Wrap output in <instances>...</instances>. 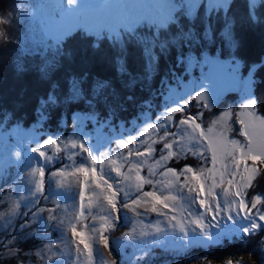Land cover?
Segmentation results:
<instances>
[{
    "label": "snow or ice",
    "instance_id": "snow-or-ice-1",
    "mask_svg": "<svg viewBox=\"0 0 264 264\" xmlns=\"http://www.w3.org/2000/svg\"><path fill=\"white\" fill-rule=\"evenodd\" d=\"M247 7L249 23L254 26L264 23V16L259 11L264 8V0H248ZM15 8L21 16L34 15L23 0H17ZM201 8L207 23L202 31H198L195 24ZM230 10V0H158L152 4H111L108 0L93 4L88 0H61L58 10L45 22L48 52L38 69L41 79L48 80L61 59L72 58L73 52L65 45L80 35L81 39L91 41L94 53L100 51L105 41L118 52L114 57L117 71L129 77L122 85L129 90H134L138 83L127 70L130 44L141 48L145 57L146 80L152 79L158 71L160 55L182 44L177 48L178 64L189 68L203 65L210 70L224 64L227 71L243 84L245 94L238 110H224L222 115L204 127L202 110L211 106L205 80L200 81V88L204 90L197 91L195 97L200 101V109L195 113L188 111L196 107L188 97H179L170 89L173 103L161 114L160 119L164 123H147L139 131V136L147 139L140 140V146L135 151L130 148V145L138 143L135 135L118 139L115 141L116 149L109 148V151L98 154H94L86 142L75 139L62 144L59 138L48 137L32 147L30 151L38 157L35 166L26 170L32 203L20 212V202H12L10 197L0 194V259L13 260L16 264H33L31 258L35 256L44 264H51L56 255L52 248L65 243L64 239H48L49 229L55 227L61 233L70 232L76 264L81 257L86 264H96L98 246L102 243L103 247L111 250L109 233L117 229L122 219H130L121 215L126 210L137 218L147 213L164 217L163 222L145 225L153 231H142L140 235H167L171 230V233L180 234L184 249L221 246L225 240L229 243L239 240L243 244L245 239L259 236V259L264 264V235H261L264 232V192L250 195L253 188H259L264 182V114L259 110V98L255 93L256 85L261 81L251 70L246 76L238 75L243 64L236 55L241 41L236 35V18L228 15ZM16 12H11L8 17H14ZM214 16L222 22L221 35L229 50L227 61L222 59V52L218 56L203 48L199 52L195 50L202 41L207 44L214 42ZM8 17L0 16V25H13V19ZM184 21L190 26L185 27ZM6 37L13 42L14 38L7 33V29L0 31V39ZM259 64L264 68V60ZM14 71L23 75L24 64L15 61ZM86 82V74L71 78L67 94L62 99L50 86L47 95L37 101L36 122L43 125L50 120L49 109H55L61 103L72 105L84 102L90 109H96L99 105H106L109 96L116 95V87L111 81L96 78L87 90ZM126 98L131 100L132 96ZM99 116L98 111H92L81 118L98 120ZM4 119L10 117L5 116ZM2 123L3 120H0ZM234 123L239 125L238 130L234 129ZM173 124L188 130L187 140L183 136L176 139V134L169 130ZM233 131H237L243 140L232 138ZM158 143L162 144L159 155L155 147ZM69 145L71 149L78 150L76 153L69 151L67 155L72 164H62L59 170L50 173L46 171L48 165L61 160V154ZM120 149L127 152L123 153ZM112 152L114 155H110ZM21 155L20 151H15V160L19 161ZM77 155L82 158L79 163L75 159ZM189 156L196 158L199 164L185 163L179 169L169 166L173 160L179 162ZM106 165L110 172L115 173L117 180H111L105 172ZM145 166L148 172L142 175ZM6 174L0 172V179ZM48 184L64 190L77 188L78 206L73 204L69 213L68 205L62 206L59 200L53 199L51 207H37L41 205L40 197L45 202L49 200L46 194ZM145 185L151 186L152 190H145ZM184 192L186 197L177 195ZM193 205L198 211L193 210ZM94 210H100L102 214L97 217L93 214ZM45 211L48 215L43 218ZM218 215L221 219L226 217L236 227L213 232V225L205 223V220L211 217V220L217 221ZM89 219L91 224L87 222ZM18 220L21 222L17 223ZM165 222L167 227H162ZM132 231L136 229L133 227ZM190 233L198 237L196 244L192 243ZM37 238L45 242L35 250L21 246ZM149 243L155 245L159 241ZM60 255H63L62 248ZM99 255L103 256L102 253ZM147 255V251L139 253L141 257ZM101 264L110 262L102 259ZM227 264H241V261L229 259Z\"/></svg>",
    "mask_w": 264,
    "mask_h": 264
},
{
    "label": "trees",
    "instance_id": "trees-1",
    "mask_svg": "<svg viewBox=\"0 0 264 264\" xmlns=\"http://www.w3.org/2000/svg\"><path fill=\"white\" fill-rule=\"evenodd\" d=\"M17 0H0V16H11V12H16L15 5ZM231 10L229 17H235L236 35L241 41V47L236 53L237 57L243 61L241 73L246 76L251 70L255 73L256 78L261 81L256 85L255 93L259 98V110L264 114V68L260 67L259 62L264 60V23L254 26L248 22L247 0H231ZM260 14L264 16V8H261ZM13 19V25H0V31L7 29V33L14 39L9 42L7 37L0 39V124L2 130L9 131L12 128L19 129L22 132H28L35 128H42L45 136L56 134L68 135L74 128V116L76 114H90L92 111L100 113L99 120L110 124H120L127 128L131 122L140 121V115L149 113L150 117H156L161 110L163 101V86L165 80L173 83L176 79L186 82L188 77L185 73L184 66L177 63V48H173L170 52H165L159 57L158 71L153 74V78L146 80L145 76V57L141 48L130 44L127 49V70L133 78L138 80L134 90L122 87L129 79L128 76H122L117 71V65L114 57L118 52L109 46L105 41L99 52H93L90 44L91 41L81 39L80 35L70 39L65 47L73 52L72 58H63L59 61L56 69L51 72L48 80L41 79L38 69L45 59L47 51L28 52L23 49L20 43L24 31V20L16 12ZM213 28L215 31V40L211 44L201 42L200 47L196 48L197 52L201 48L206 52H215L221 55L222 59L229 57V50L221 35L222 22L219 17H213ZM207 23L204 9H200V16L197 19L195 27L198 31H202L203 25ZM185 27H189L187 21H184ZM190 51V49H185ZM51 54L49 53V58ZM19 60L25 66L23 75H18L14 71V62ZM254 67H249L253 66ZM87 75V86L94 79L99 78L111 81L116 87V95L109 96L106 105H99L96 109H90L89 106L80 102L77 104L61 103L55 109H49L51 119L43 125L36 122L35 110L38 107L37 101L41 97H45L50 86H53L57 95L62 99L69 88V83L73 77H81ZM132 96L131 100L126 97ZM237 94H228L222 104L226 105L230 99L236 97ZM200 103V101L198 102ZM151 105V107H147ZM200 106V105H199ZM200 107L195 108L197 111ZM215 109V108H214ZM111 110V112L109 111ZM203 114H207L204 111ZM111 115V119L108 117ZM5 116L10 119H4ZM6 127V125H9ZM19 124V128H17ZM89 125V124H88ZM192 158L181 159L179 162L173 160L170 165L181 167L183 163L194 165ZM47 169L46 171H50ZM264 192V182L260 183L259 188H253L252 192ZM22 220V219H21ZM21 221H17L20 223ZM264 235V232L261 233ZM259 236H253L245 239L243 244L237 240L229 243L227 240L221 246H213L210 248L195 247L189 254L179 259L183 260L188 255L209 256L215 260H221L229 255H244L242 259L245 264H261V252L259 250ZM246 245V246H244ZM155 254H160L161 250L156 248ZM0 264H16L13 260L0 259Z\"/></svg>",
    "mask_w": 264,
    "mask_h": 264
},
{
    "label": "rangeland",
    "instance_id": "rangeland-1",
    "mask_svg": "<svg viewBox=\"0 0 264 264\" xmlns=\"http://www.w3.org/2000/svg\"><path fill=\"white\" fill-rule=\"evenodd\" d=\"M231 1V0H230ZM248 1V0H247ZM24 4L28 6L30 11L34 15H23L19 16L24 20V31L20 39L21 46L25 51L37 52L47 51L46 42L47 37L45 35V22L49 17L58 10L61 0H23ZM89 3L98 4L103 3L104 0H88ZM111 4L116 3H128V4H152L158 2V0H108ZM229 57L224 58L227 61ZM242 68V66H241ZM185 73L188 77L186 82L180 81L178 79L173 83H168L165 80L163 86V101L161 105V110L157 113L156 117H150L149 113H144L140 115V121H134L130 123L127 128L122 127L120 124H110L101 120H86L82 119V115L76 114L74 116V128L68 134H56L55 136H45L42 128H35L28 132H22L19 129L12 128L9 131L2 130L0 127V172H6V176L0 179V194L5 197H10L12 202H20L21 208L20 212H23L26 207L31 203V185L28 183V177L26 170L35 166L38 159L35 153H32L30 149L36 146L38 143H43L48 137L59 138L62 144H67L71 140H81L86 142V145L90 147L94 154H98L102 151H109V148L116 149L117 145L115 141L121 138H130L131 136H137V145H130L133 151L140 146V140L147 139V137H140L139 131L142 130L147 123H164L160 117L167 109V106L173 103L170 99V89L174 91L179 97H188L190 103H194L196 107L190 108L188 111L191 113L197 112L195 108L200 107L199 100H196L197 91H203L200 88V81L205 80L208 85V97L211 106L204 111L207 114H203V126L207 127L210 125L212 119L218 118L222 115L224 110H238L241 106L242 99L244 97L243 84L232 73L227 71L224 64H220L212 68L211 70L203 65L189 68L187 65L184 66ZM243 77L241 70L238 74ZM237 94L236 97L232 98L227 102L226 105L222 104L225 102V96L228 94ZM215 108V109H214ZM200 109V108H199ZM89 124V125H88ZM234 129L238 130L239 125L234 123ZM169 130L176 134V139L184 137L187 140L188 130L182 129L176 124L171 125ZM163 131V130H162ZM232 138H238L243 140V137L237 135V131L231 133ZM157 149V155H159L162 144L158 143L155 145ZM21 152V159L16 161L14 158V152ZM50 151V150H49ZM69 151L76 153L78 150L70 148V145L66 147L61 154V160H58L55 164L48 165L47 169H51L49 173L53 170H59L62 164L71 165L72 161L67 159ZM121 152L126 153L127 150L120 149ZM114 155V152L110 153ZM195 160L194 166L199 164V161L189 156ZM76 162H81V157L77 155L75 157ZM177 162V161H176ZM184 165V163H183ZM192 165V164H191ZM170 167H174L169 165ZM182 166V164L180 165ZM176 168V167H174ZM180 167H177L179 169ZM46 169V170H47ZM126 170V169H125ZM162 171V170H161ZM105 172L108 173L111 180L115 181L118 178L115 173L110 172L108 166H105ZM148 169L145 166L142 171V175H147ZM145 190H152L151 186L145 185ZM47 196L48 201H44L43 197H40L41 205L37 207L48 208L51 207V201L53 199L59 200L61 205L69 206V213L73 210V204L78 206L79 191L77 188L71 190L58 189L54 184L47 185ZM90 194V193H89ZM181 197H186L187 193H177ZM187 203V201H185ZM6 207V206H5ZM193 210H197L195 205L192 206ZM35 210V209H33ZM66 215V213H61ZM94 215L97 217L102 214L100 210H94ZM48 213L45 211L43 213V218H46ZM122 216H129V220H121L117 229L109 233L110 247L105 248L101 243L97 249L96 264H101V260H106L110 264H227L229 259L239 260L241 264L243 262L244 255H229L221 260H215L207 255H188L183 260L179 259V256L189 254L191 249L183 248V241L180 238L179 233H171L167 235H150L147 237H142L140 233L142 231L152 232L153 229L150 227H145V225H155L158 221L163 222L164 217L156 216L154 213H147L140 218L132 216L127 213L126 210L122 211ZM23 219V217L21 218ZM19 221V220H18ZM217 221L219 225L217 226ZM217 221L211 220V217H207L205 223H210L213 225L212 231L218 232L221 229H233L236 225H233L231 221H228L226 217L221 219L217 216ZM91 224V219L87 221ZM162 227H167L166 222L161 224ZM133 227L136 229L135 232L132 231ZM50 236L48 239L52 241L64 239L65 243L61 247H53L52 252L56 255L53 256L51 264H76L75 249L73 246L72 238L70 232L61 233L55 227L49 229ZM126 234H130L126 238ZM191 240L193 244L198 242V237L191 235ZM7 239V236L4 237ZM157 240L159 243L153 245L149 241ZM40 238L33 239L27 243L21 245L24 248H31L35 250L42 243H44ZM61 248L63 249V255L61 256ZM158 248L161 250L160 254L153 253L154 250ZM204 248V247H203ZM141 251H147L148 255L146 257L139 256ZM99 253H102L101 257ZM134 257L137 259L134 260ZM207 257V260H202L200 258ZM33 264H44V261L33 256ZM79 264H86L83 257L80 258Z\"/></svg>",
    "mask_w": 264,
    "mask_h": 264
}]
</instances>
